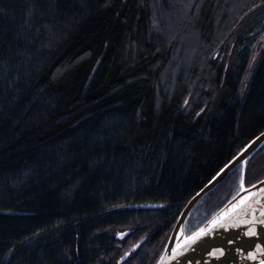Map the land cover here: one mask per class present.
Wrapping results in <instances>:
<instances>
[{"label":"trees","instance_id":"1","mask_svg":"<svg viewBox=\"0 0 264 264\" xmlns=\"http://www.w3.org/2000/svg\"><path fill=\"white\" fill-rule=\"evenodd\" d=\"M263 37L264 0H0V264H156L264 130Z\"/></svg>","mask_w":264,"mask_h":264},{"label":"water","instance_id":"2","mask_svg":"<svg viewBox=\"0 0 264 264\" xmlns=\"http://www.w3.org/2000/svg\"><path fill=\"white\" fill-rule=\"evenodd\" d=\"M262 143L264 130L189 199L156 264H264V177L242 186L199 228L189 234L186 231L196 204L235 168L245 164ZM216 219L220 222L213 224ZM200 229L205 230L203 235L193 241L191 237Z\"/></svg>","mask_w":264,"mask_h":264},{"label":"rangeland","instance_id":"3","mask_svg":"<svg viewBox=\"0 0 264 264\" xmlns=\"http://www.w3.org/2000/svg\"><path fill=\"white\" fill-rule=\"evenodd\" d=\"M263 50H264V37L256 44L254 50L252 51V54H251V57L249 59V63H248L247 69H246V76L244 78L245 82L248 81L249 78L251 77V75L253 74V71H254V69H255L258 61H259V58H260ZM244 170H245V167L244 166L241 167L240 176H239V185L237 186L240 189L244 185V174H243ZM199 227H197V228H199Z\"/></svg>","mask_w":264,"mask_h":264},{"label":"snow or ice","instance_id":"4","mask_svg":"<svg viewBox=\"0 0 264 264\" xmlns=\"http://www.w3.org/2000/svg\"><path fill=\"white\" fill-rule=\"evenodd\" d=\"M225 167H227V166H225ZM223 171V170H222ZM224 215H227V213H225ZM220 222V220L219 219H216V220H213L212 221V223L213 224H218ZM262 223H264V221H261ZM204 229H200V231H199V233H195V234H193V236L191 237V239L194 241V240H196L200 235H203V233H204ZM221 252L223 251V249H221L220 250Z\"/></svg>","mask_w":264,"mask_h":264}]
</instances>
